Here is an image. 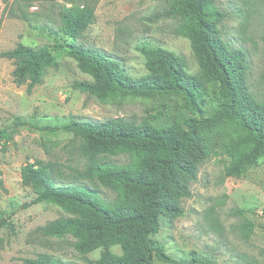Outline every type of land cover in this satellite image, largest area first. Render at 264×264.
I'll use <instances>...</instances> for the list:
<instances>
[{"label": "rangeland", "instance_id": "obj_1", "mask_svg": "<svg viewBox=\"0 0 264 264\" xmlns=\"http://www.w3.org/2000/svg\"><path fill=\"white\" fill-rule=\"evenodd\" d=\"M169 0H0V54L18 42L38 46L49 40L39 29L56 28L62 6H89L94 19L77 42L99 49L123 65L131 77L145 75L146 58L142 46H160L181 56L190 74L200 68L186 37L173 33L178 20L165 16ZM224 18L218 27L231 48L247 53L248 86L254 97L264 102V0H216ZM14 61L0 55V129L17 128L2 150L0 145V212L10 215L13 229L0 230V264H16L39 254L52 256L57 264H86L96 260L98 248L86 255L73 247L71 235L50 236L39 229L51 220L66 216L49 203L30 204L33 193L21 181V167L35 159L54 161L62 178L56 184H81L95 190L108 204L116 192L97 180L76 178L87 158L80 151V140L72 134H48L28 126H13L15 118L45 124L64 122L70 116L103 121L121 117L139 123L149 120L158 127L171 125L191 113L178 94L149 97L113 95L100 101L72 87L75 81L90 80L76 62L67 56L57 67L46 69L42 82L27 91V85L13 81ZM205 115L209 116L220 96L217 85L204 84ZM228 133L219 139L208 159L199 166L190 183L191 195L181 199L183 212L161 218L154 239L176 261L155 259V264H264V155L244 168L239 177L224 174L230 155L224 145ZM126 164L128 155L101 157ZM252 223L247 238L243 226ZM111 250L121 254L119 245Z\"/></svg>", "mask_w": 264, "mask_h": 264}, {"label": "trees", "instance_id": "obj_2", "mask_svg": "<svg viewBox=\"0 0 264 264\" xmlns=\"http://www.w3.org/2000/svg\"><path fill=\"white\" fill-rule=\"evenodd\" d=\"M164 15L178 20L173 33L186 37L196 57L200 74H190L184 59L160 46H142L148 72L131 77L121 62L105 52L77 42L93 22L89 6H62L56 28L40 26L49 40L31 46L18 42L1 56L14 61L16 85L27 91L42 82L46 69L57 67L62 56L72 58L90 80L75 81L74 89L106 101L113 95L149 97L156 94L181 95L191 113L171 125L158 127L149 120L134 123L121 117L103 121L70 116L64 122L39 124L16 117L13 126H30L48 134L64 132L80 140L87 162L76 170V178L97 180L116 192L108 204L97 192L81 184H56L62 178L54 161L35 159L21 167L20 177L33 193L30 204L49 203L66 216L40 227L45 235H71L74 249L86 255L98 248L96 260L86 264H155V259L176 263L154 236L161 218L174 219L183 212L181 199L191 195L190 183L200 164L208 159L219 139L228 133L224 145L231 157L224 174L239 177L244 168L264 155V102L258 101L248 86L247 53L231 48L220 35L224 18L216 0H169ZM204 84L217 85L220 96L209 116L205 115ZM17 128L0 129V145ZM128 155L126 164L101 157ZM0 212V230L13 229L10 215ZM252 223L243 226L249 236ZM119 245L121 254L112 252ZM16 264H57L50 255L39 254Z\"/></svg>", "mask_w": 264, "mask_h": 264}]
</instances>
